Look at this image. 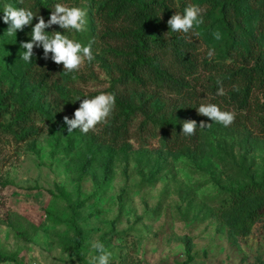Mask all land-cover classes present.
<instances>
[{
  "label": "rangeland",
  "instance_id": "rangeland-1",
  "mask_svg": "<svg viewBox=\"0 0 264 264\" xmlns=\"http://www.w3.org/2000/svg\"><path fill=\"white\" fill-rule=\"evenodd\" d=\"M73 1L59 0L69 6ZM180 1L202 9L204 23L188 33L199 57L229 61L225 35L209 29V0ZM259 1L244 9L264 53ZM4 3L12 0H0V10ZM80 8L87 13V0ZM85 20L80 35L88 45L87 15ZM6 30L0 19V58L9 54L13 60L0 65V100L8 94L11 112L21 106L45 109L57 98L60 112L35 116L39 134L32 138L0 140L1 255L22 264H92V245L99 241L111 253L110 264H264V214L254 215L264 201L257 187L264 183V136L205 116L196 143L177 150L166 146L162 127L137 132L140 119L132 136L116 144L104 141L96 126L86 134L68 133L64 117L73 118L83 98L109 93L116 67L103 46L94 44L92 62L69 74L62 66L36 90L38 69L20 59ZM53 30L64 33L58 25ZM216 31L220 40L213 37ZM8 120L9 113L0 118ZM76 225L84 238L80 254Z\"/></svg>",
  "mask_w": 264,
  "mask_h": 264
},
{
  "label": "trees",
  "instance_id": "trees-1",
  "mask_svg": "<svg viewBox=\"0 0 264 264\" xmlns=\"http://www.w3.org/2000/svg\"><path fill=\"white\" fill-rule=\"evenodd\" d=\"M80 1L74 0L73 3L80 7ZM250 1L209 0V29L216 27L225 35L223 52L231 58L225 61L199 57L188 33L170 30L167 22L177 12V5L180 12L187 7L183 1L87 0L90 43L101 44L105 56L117 69L109 91L115 96L114 108L105 122L96 125L103 140L116 144L128 139L133 134L131 128L136 119H140L137 132L147 131L149 125L162 127L165 144L170 149L195 144L201 130L199 126L205 119L197 108L206 103L217 104L221 110L235 114L229 129L249 131L263 137L264 53L251 29L250 14L244 9ZM58 2L12 0L11 4L33 11L39 9V14L47 22L51 6ZM256 8L262 21L264 0H260ZM36 22L34 18L33 25ZM45 31H54L53 26ZM30 32L31 26H25L17 33L16 44L21 55L24 50L20 44L30 41ZM80 34L72 32L70 36L81 42ZM33 52L29 65L38 69L34 88L40 90L63 64L52 61L51 53L48 59H44L42 47H34ZM12 61V56L6 54L0 58V65L7 67ZM219 86H223L225 95H216ZM7 96L5 94L0 100V118L9 113L7 122L0 121V140L2 136H9L17 142L32 138L39 134V127L33 123L35 116L48 117L60 112L57 98L53 103L47 101L45 109L44 105L21 106L9 112ZM186 121L196 122L193 135L182 134V123ZM257 187L264 190V183ZM261 214H264V201L254 209L255 216ZM75 230V248L80 254L84 238L78 225ZM5 261L22 264L14 256L0 254V263Z\"/></svg>",
  "mask_w": 264,
  "mask_h": 264
},
{
  "label": "clouds",
  "instance_id": "clouds-1",
  "mask_svg": "<svg viewBox=\"0 0 264 264\" xmlns=\"http://www.w3.org/2000/svg\"><path fill=\"white\" fill-rule=\"evenodd\" d=\"M50 10V17L45 22L44 17L39 14V9L33 11L31 8L15 7L11 3H4L2 10H0V13H3L0 19L8 25L4 35L16 40L18 31H23L25 26H31V32L28 33L30 41L20 44L21 49L24 50L20 59L26 64L32 63L34 47H42L44 59H48V54L51 53V60L58 65L62 63L65 74L74 73L80 69L85 61L92 62L95 59L91 43L83 45L70 36L72 32L80 33L85 30L87 13L78 6H69L61 2L53 4ZM34 18L38 22L33 25ZM167 23L172 32L189 33L204 23L202 9L199 5L189 4L183 12L177 11L172 15ZM53 25H58L60 29L64 30V33L45 31ZM213 37L220 40V32H213ZM216 95H225L223 86L217 88ZM77 100H81V98L77 97ZM114 105L115 96L111 93L101 92L91 98H83L79 108L74 112V117L71 119L67 116L64 117V124L67 126L68 133L77 129L82 133H88L97 124L107 120ZM197 111L200 115L225 127L230 126L235 119L233 112L221 110L219 105L213 103L201 104ZM205 126V123L201 122L199 127ZM196 129L195 121L182 123V134L186 136L193 135ZM92 247L97 253L92 258V264H110L111 253L106 250L103 243L97 241L93 243Z\"/></svg>",
  "mask_w": 264,
  "mask_h": 264
}]
</instances>
